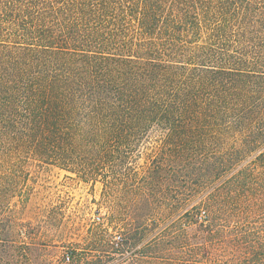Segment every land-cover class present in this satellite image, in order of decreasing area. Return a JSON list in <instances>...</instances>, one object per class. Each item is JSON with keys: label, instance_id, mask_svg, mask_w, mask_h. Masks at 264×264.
<instances>
[{"label": "trees", "instance_id": "16d2710c", "mask_svg": "<svg viewBox=\"0 0 264 264\" xmlns=\"http://www.w3.org/2000/svg\"><path fill=\"white\" fill-rule=\"evenodd\" d=\"M47 168L102 185L91 247L264 264V0H0V264Z\"/></svg>", "mask_w": 264, "mask_h": 264}, {"label": "rangeland", "instance_id": "374dc122", "mask_svg": "<svg viewBox=\"0 0 264 264\" xmlns=\"http://www.w3.org/2000/svg\"><path fill=\"white\" fill-rule=\"evenodd\" d=\"M39 173L41 180L33 201L39 207L52 202L54 221L42 218V213L37 216L33 212H26L23 216H16L22 221L14 230L17 244L23 245L29 242V237H33L40 247L47 246L27 259L31 258L36 264H67L63 257L75 249L77 256L72 255L74 259L76 257L73 264H86L85 258L90 259L88 255H99L101 264H142L138 259L129 262L131 257L122 255L124 250L120 246V233L117 230H108L110 241L114 243L113 248L105 243L102 248L90 246L87 228L92 226L106 229L108 224L107 210L99 204L102 200V185L99 182L86 184L57 168H47ZM143 213V209L136 211V214ZM28 222L30 226L26 224ZM153 237L149 239L152 241ZM143 248L146 249L145 246Z\"/></svg>", "mask_w": 264, "mask_h": 264}]
</instances>
